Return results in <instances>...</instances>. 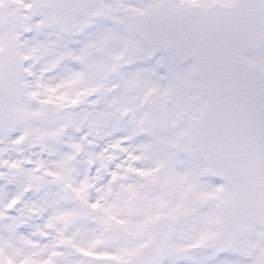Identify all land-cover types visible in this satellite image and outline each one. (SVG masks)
Returning a JSON list of instances; mask_svg holds the SVG:
<instances>
[{"label": "snow or ice", "instance_id": "6c2138e0", "mask_svg": "<svg viewBox=\"0 0 264 264\" xmlns=\"http://www.w3.org/2000/svg\"><path fill=\"white\" fill-rule=\"evenodd\" d=\"M0 264H264V0H0Z\"/></svg>", "mask_w": 264, "mask_h": 264}]
</instances>
